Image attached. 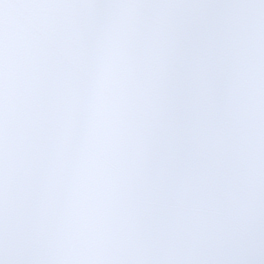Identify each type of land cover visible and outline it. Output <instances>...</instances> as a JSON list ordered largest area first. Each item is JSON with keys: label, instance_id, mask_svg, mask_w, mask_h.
Instances as JSON below:
<instances>
[{"label": "snow or ice", "instance_id": "6c2138e0", "mask_svg": "<svg viewBox=\"0 0 264 264\" xmlns=\"http://www.w3.org/2000/svg\"><path fill=\"white\" fill-rule=\"evenodd\" d=\"M0 264H264V0H0Z\"/></svg>", "mask_w": 264, "mask_h": 264}]
</instances>
